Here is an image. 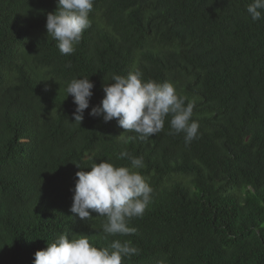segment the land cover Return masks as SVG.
Listing matches in <instances>:
<instances>
[{
  "label": "trees",
  "instance_id": "1",
  "mask_svg": "<svg viewBox=\"0 0 264 264\" xmlns=\"http://www.w3.org/2000/svg\"><path fill=\"white\" fill-rule=\"evenodd\" d=\"M252 2L94 0L62 55L46 29L57 0H0V264H34L61 234L98 248L131 241L140 252L122 264H264V18L252 20ZM136 70L194 102L190 144L169 134L170 116L140 140L90 115L113 74ZM74 78L94 84L82 124L66 92ZM125 149L143 157L152 200L128 222L134 234L110 236L106 217L70 211L73 189L93 163L131 167Z\"/></svg>",
  "mask_w": 264,
  "mask_h": 264
},
{
  "label": "clouds",
  "instance_id": "2",
  "mask_svg": "<svg viewBox=\"0 0 264 264\" xmlns=\"http://www.w3.org/2000/svg\"><path fill=\"white\" fill-rule=\"evenodd\" d=\"M93 5L94 0H57V10L47 14V37L57 42L62 55L72 54L84 31L90 27L89 14ZM262 12L264 0H253L247 5V13L254 21L264 18ZM67 66L71 67L70 64ZM111 79L112 83L102 85L105 95L101 103L92 108L90 115L102 117L104 122L116 119L124 133L135 132L140 140L163 131L165 120L170 116L169 134L183 133L186 144L198 137L199 123L193 119L194 102L178 95L172 83L145 81L139 70L131 71L127 76L113 74ZM93 88L89 78H74L68 83L67 97L72 96L77 106L73 113L75 122L82 124ZM136 138L129 136L124 142ZM119 158L129 159L131 167H117L101 161L93 163L90 171L82 169L76 173L70 208L74 215L86 222L93 218L92 212L106 217L103 232L110 236L134 234L137 230L129 227L128 222L144 215L153 193V188L138 171L144 167L143 157L132 156L125 149ZM139 252L128 240L121 242L117 239L108 247L98 248L86 235L69 238L61 234L54 242L48 243L46 249L35 253L34 264H122V259Z\"/></svg>",
  "mask_w": 264,
  "mask_h": 264
}]
</instances>
